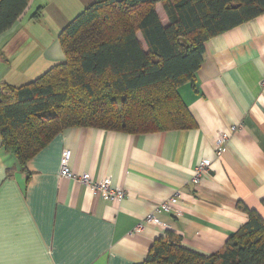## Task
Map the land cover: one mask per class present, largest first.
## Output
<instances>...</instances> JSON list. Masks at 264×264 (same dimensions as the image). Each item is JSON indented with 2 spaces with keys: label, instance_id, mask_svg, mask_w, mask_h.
<instances>
[{
  "label": "crops",
  "instance_id": "obj_1",
  "mask_svg": "<svg viewBox=\"0 0 264 264\" xmlns=\"http://www.w3.org/2000/svg\"><path fill=\"white\" fill-rule=\"evenodd\" d=\"M97 1L76 4L82 13ZM44 2L29 0L0 35V83L18 88L63 62L55 41L51 52L29 41ZM156 13L165 26L162 3ZM263 76L264 14L204 43L194 82L178 88L195 129L129 135L72 128L25 171L4 152L0 137V264H142L159 239L200 255L221 252L247 221L244 208L264 219ZM230 126L238 130L217 159L215 140ZM64 150L71 151V172L120 188L125 198L94 197L83 184L61 177ZM201 160L208 161V173L193 184ZM175 197L171 213L156 210ZM148 214L154 223L143 221Z\"/></svg>",
  "mask_w": 264,
  "mask_h": 264
},
{
  "label": "trees",
  "instance_id": "obj_2",
  "mask_svg": "<svg viewBox=\"0 0 264 264\" xmlns=\"http://www.w3.org/2000/svg\"><path fill=\"white\" fill-rule=\"evenodd\" d=\"M28 2L0 0V35ZM263 14L264 0H101L88 6L58 35L62 63L18 88L0 83L2 149L25 171L72 128L129 135L195 129L178 88L194 82L204 43ZM243 212L247 221L221 252L200 255L159 239L142 264H264V219L255 210Z\"/></svg>",
  "mask_w": 264,
  "mask_h": 264
},
{
  "label": "built area",
  "instance_id": "obj_3",
  "mask_svg": "<svg viewBox=\"0 0 264 264\" xmlns=\"http://www.w3.org/2000/svg\"><path fill=\"white\" fill-rule=\"evenodd\" d=\"M260 87L264 92V76L261 79ZM238 130L235 126H230L228 129L222 130L215 140L214 155L218 159L225 147L230 141L232 135ZM71 151L64 150L60 156L59 175L63 178L77 181L89 190L90 195L99 197L107 201H121L125 198L124 190L116 187H111L110 184L103 181H93L88 174L77 175L70 170ZM209 163L207 160H201L193 170L192 180L193 184H198L208 173ZM177 203V198H170L158 204L157 211L164 213H171L172 206ZM146 223H154L155 219L151 214H148L144 220ZM141 225L137 226V230Z\"/></svg>",
  "mask_w": 264,
  "mask_h": 264
},
{
  "label": "rangeland",
  "instance_id": "obj_4",
  "mask_svg": "<svg viewBox=\"0 0 264 264\" xmlns=\"http://www.w3.org/2000/svg\"><path fill=\"white\" fill-rule=\"evenodd\" d=\"M76 1L77 0H45V7L41 12L42 15L37 13V19L35 22H31V25L34 27H30L28 30L29 41L37 43L38 48L42 51L46 48V51L51 52L52 47L50 46L54 41L60 48L59 42L56 39L59 33L57 30H61L63 28L62 26L66 23L69 24L77 17L76 15L83 10V8L80 9L79 5L76 4ZM34 18H36V15H34ZM140 41L142 42L141 37ZM60 50L62 52L61 48ZM32 52L34 51L32 50Z\"/></svg>",
  "mask_w": 264,
  "mask_h": 264
}]
</instances>
